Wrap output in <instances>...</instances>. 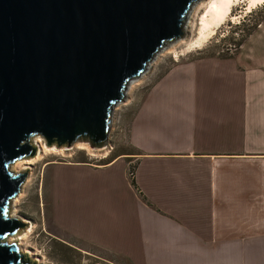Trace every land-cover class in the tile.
<instances>
[{"label":"crops","instance_id":"obj_1","mask_svg":"<svg viewBox=\"0 0 264 264\" xmlns=\"http://www.w3.org/2000/svg\"><path fill=\"white\" fill-rule=\"evenodd\" d=\"M124 148L47 165L66 243L116 264H264V17L234 54L158 79Z\"/></svg>","mask_w":264,"mask_h":264},{"label":"water","instance_id":"obj_2","mask_svg":"<svg viewBox=\"0 0 264 264\" xmlns=\"http://www.w3.org/2000/svg\"><path fill=\"white\" fill-rule=\"evenodd\" d=\"M198 0H0V264H37L7 240L27 224L10 205L12 166L47 147L106 146L127 84L182 37Z\"/></svg>","mask_w":264,"mask_h":264},{"label":"rangeland","instance_id":"obj_3","mask_svg":"<svg viewBox=\"0 0 264 264\" xmlns=\"http://www.w3.org/2000/svg\"><path fill=\"white\" fill-rule=\"evenodd\" d=\"M202 2L190 11V23H188V19L187 24H185L188 28L181 37L184 40L173 44L160 53L154 59L151 67L145 70L139 81L132 85L133 87H130L129 90L126 89L125 99L118 104L111 116L104 149H92L88 144L78 142L69 147L68 151L60 153L43 152L42 158L37 157L38 160L34 159L30 166L23 165L26 168L22 171L14 170L15 172L27 170V177L21 186V197L16 203L11 202L9 214L26 223L28 227L29 223L33 225L32 232L23 239L22 249L29 251L31 254H26L35 259L37 264H116L101 252L78 250L71 247L70 243H66L65 240H71L59 232L52 221L50 175L47 165L53 162L84 160L99 166L110 162L117 154L125 151L127 126L130 118L147 91L158 79L174 65L181 62L212 56L227 57L234 54L239 48L238 44L246 40L264 17V2L255 5L247 12L248 0H240L231 7L229 16L221 24L214 27L213 34L200 46L191 49L187 43L197 37L199 17L206 6L205 2L207 3L208 0H202ZM42 141L45 145L43 139ZM36 156L37 153L27 160ZM25 230L27 227L9 238H18L17 236L23 234ZM9 238L7 240L9 243L16 242L17 245L19 244L14 239L9 241Z\"/></svg>","mask_w":264,"mask_h":264},{"label":"bare ground","instance_id":"obj_4","mask_svg":"<svg viewBox=\"0 0 264 264\" xmlns=\"http://www.w3.org/2000/svg\"><path fill=\"white\" fill-rule=\"evenodd\" d=\"M239 1L240 0H208L207 3L205 2L206 6L204 7L203 12L201 14L199 13L200 17H199V24H198L199 27H198L197 37L194 40H191V41H189L187 43L188 47L191 48V49H192V47H198L207 38H209V36L213 34L214 27L219 25V24H221L229 16L230 11H231V7H233ZM201 2H202V0H198L191 9H194V7L199 5ZM262 2H264V0H248L247 12H249L255 5H258V4L262 3ZM202 3H204V2H202ZM190 15H191V13L189 12L188 18H187V20L189 19L188 23H190ZM232 19H233V17H232ZM185 24H187V22H185ZM187 28L188 27L186 25H184L183 34H184V31H186ZM182 40H184V38H179V39L174 40L173 42L168 43L165 46H163L156 53V55L154 56L152 61L146 66L145 70L148 67H151L154 59H156L160 55V53H162L164 50H166L168 47L172 46L173 44L175 45V43L180 42ZM169 51H171V50H169ZM141 77H142V75L140 77L136 78V79L131 80L127 84L126 89L129 90L130 87H133L132 85H134L137 81H139V79ZM125 96H126V92H125ZM124 99H125V97H124ZM34 142H35L36 148L38 150L37 156L35 158H33V159H30V160L25 159V160H20V161L16 162L12 166V169L18 170V171H22L23 169L26 168V167H23V165L30 166L32 164V162L34 161V159L38 160L37 157L42 158L41 156H42L43 152H45V153L46 152H50V153L58 152V153H60V152L69 150V148H56L55 146L47 147L46 145L43 144V141H42V139L40 137H35L34 138ZM82 145H84V144H82ZM81 149H83V148H81ZM28 168H30V167H28ZM21 194H22V190H21L20 194L17 195L15 197V199L13 200V204L18 201V199L21 197ZM13 212H15V211H13ZM26 227H27V230H25V232L23 234L17 236L18 238H15V239L14 238H9V241H13V239H14L15 241L19 242V244H18L19 250L22 253H30L26 249H22L23 239L26 238V236L29 233L32 232L33 225L31 223H29V227L28 226H26Z\"/></svg>","mask_w":264,"mask_h":264},{"label":"built area","instance_id":"obj_5","mask_svg":"<svg viewBox=\"0 0 264 264\" xmlns=\"http://www.w3.org/2000/svg\"><path fill=\"white\" fill-rule=\"evenodd\" d=\"M128 176H129L130 179H133V177H134V172H133L132 169H130V171H129V173H128Z\"/></svg>","mask_w":264,"mask_h":264},{"label":"trees","instance_id":"obj_6","mask_svg":"<svg viewBox=\"0 0 264 264\" xmlns=\"http://www.w3.org/2000/svg\"><path fill=\"white\" fill-rule=\"evenodd\" d=\"M241 45V43L240 44H238V47Z\"/></svg>","mask_w":264,"mask_h":264}]
</instances>
